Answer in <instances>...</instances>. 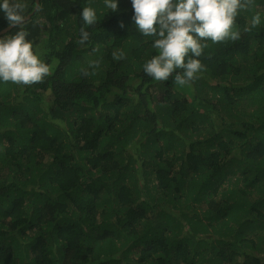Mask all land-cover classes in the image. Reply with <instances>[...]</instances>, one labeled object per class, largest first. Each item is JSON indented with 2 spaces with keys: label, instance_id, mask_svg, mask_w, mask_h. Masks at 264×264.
I'll return each instance as SVG.
<instances>
[{
  "label": "trees",
  "instance_id": "1",
  "mask_svg": "<svg viewBox=\"0 0 264 264\" xmlns=\"http://www.w3.org/2000/svg\"><path fill=\"white\" fill-rule=\"evenodd\" d=\"M24 2L0 36L27 31L52 71L0 82V264H264V24L245 31L264 0L184 87L143 73L130 0Z\"/></svg>",
  "mask_w": 264,
  "mask_h": 264
},
{
  "label": "clouds",
  "instance_id": "2",
  "mask_svg": "<svg viewBox=\"0 0 264 264\" xmlns=\"http://www.w3.org/2000/svg\"><path fill=\"white\" fill-rule=\"evenodd\" d=\"M35 2L37 4V0ZM130 2L136 29L143 39L150 40L151 48L155 50L143 63V73L155 81H168L172 77L177 87H184L199 79L204 72L205 65L199 58L205 54L209 42H235L241 38L237 17L249 11L254 0ZM103 4L107 12L118 9V0H103ZM26 6L24 0H0V15L16 28L24 21ZM80 19L83 25H96L99 19L96 8L83 7ZM262 24L264 14L257 11L251 16L245 31ZM28 35L27 31L19 30L11 36H0V82L28 86L43 82L51 74L52 65L42 58ZM89 38L90 33L82 26L78 43L85 45ZM112 57L116 61L123 60L126 52L123 49L114 50ZM99 64V59L90 61L89 68L95 70ZM88 71V68L83 69L84 75H88Z\"/></svg>",
  "mask_w": 264,
  "mask_h": 264
},
{
  "label": "rangeland",
  "instance_id": "3",
  "mask_svg": "<svg viewBox=\"0 0 264 264\" xmlns=\"http://www.w3.org/2000/svg\"><path fill=\"white\" fill-rule=\"evenodd\" d=\"M25 87V85H22L21 87H20V90L22 91L23 90V88ZM145 93V92H144ZM143 93V94H144ZM145 95V94H144ZM161 96H164V95H161ZM45 100H47V101H49L50 99L47 97V95H45ZM19 101H21V98H20V100ZM56 123H59L60 125H62L64 128H66L67 127V123H66V121H62L61 119H59L58 121H56ZM5 140H6V138H5ZM132 151H133V149H131ZM139 164L141 165V162H139ZM141 167H142V165H141ZM251 199H255L256 198V196H253V197H250ZM98 220H99V218H98ZM97 229V228H96ZM211 232H214V231H211ZM211 235L213 236V237H217L218 235H217V233H211ZM263 256H264V252H263Z\"/></svg>",
  "mask_w": 264,
  "mask_h": 264
},
{
  "label": "water",
  "instance_id": "4",
  "mask_svg": "<svg viewBox=\"0 0 264 264\" xmlns=\"http://www.w3.org/2000/svg\"><path fill=\"white\" fill-rule=\"evenodd\" d=\"M38 4H39V0H37V4H36L35 9L38 7ZM31 15H32V13L27 15V16H25L24 20L28 19ZM12 27L13 26L8 25L7 27L3 28L2 30H0V35L3 34V33H6L7 31H9Z\"/></svg>",
  "mask_w": 264,
  "mask_h": 264
}]
</instances>
